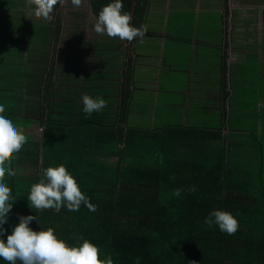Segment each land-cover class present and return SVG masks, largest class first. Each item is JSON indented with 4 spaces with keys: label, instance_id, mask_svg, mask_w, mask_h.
<instances>
[{
    "label": "trees",
    "instance_id": "trees-1",
    "mask_svg": "<svg viewBox=\"0 0 264 264\" xmlns=\"http://www.w3.org/2000/svg\"><path fill=\"white\" fill-rule=\"evenodd\" d=\"M89 3L96 18L109 0ZM148 5L149 0H136L133 25L144 22ZM32 7L28 6L31 12ZM122 11L132 13V0H123ZM43 25L54 27L55 41L61 38V22ZM41 58L38 74L29 58L21 69L22 88L18 81L11 83L14 76L8 77L11 90L21 92L15 100L21 105L16 102L7 113L24 127L40 115L43 128L40 142L27 140L10 159L15 170L16 155L29 176L6 177L16 200L13 217L4 225L8 231L19 215L33 214L37 222L30 227H51L69 244L91 240L100 247L101 258L110 254L114 264H264V133L229 123L224 134L230 122L225 114L221 127L130 126V91L122 96L117 113L93 112L86 117L80 97H72L73 88L56 86L65 78L55 57L49 65L45 56ZM107 158L116 161L112 164ZM58 164L76 177L95 212L83 204L75 212L29 208L31 185L42 178L44 168ZM192 186L194 191L189 190ZM177 188L182 190L179 197L172 195ZM213 208L231 211L238 219L234 234L203 223Z\"/></svg>",
    "mask_w": 264,
    "mask_h": 264
},
{
    "label": "rangeland",
    "instance_id": "rangeland-1",
    "mask_svg": "<svg viewBox=\"0 0 264 264\" xmlns=\"http://www.w3.org/2000/svg\"><path fill=\"white\" fill-rule=\"evenodd\" d=\"M187 1L182 0L183 3ZM189 1L191 2H188L184 7L191 5L193 7L198 2V0ZM200 1L204 3V0ZM64 3L65 6H55L50 15L47 18H43L37 15L34 10L31 12L28 9L29 0H0V96L3 95V97H0V102L5 104L6 111L13 106H17V103L18 106L21 105V102L15 101L21 98V92L19 91L17 94L11 90L9 87L10 78L8 77L14 76L11 83L18 81L22 88L23 81L20 79V71L26 67L28 58L31 61L30 66L34 70L33 73L36 75L38 74L40 62L43 60L41 57L45 56L48 61L47 65L55 57L56 63L59 65L58 68L61 70L62 67V76L65 80L61 78L60 82L56 83L57 87H67L70 90L73 88L72 97L77 95L81 98L84 94L93 97H103L106 106L100 114H104V112L110 114V111L105 109L116 100L113 96L117 93V90L107 86L115 84L114 78L119 76V74L117 75L112 71L117 70L119 67L118 63L122 61V52L112 48H107L106 50L104 49L105 47L98 48L100 50L99 53H102L100 60L104 59V65L91 64L93 38L100 36V34L93 30L95 19L92 18L89 2L88 0H81L79 7H74L70 0H63ZM32 8L34 9V6ZM251 13L253 14V12ZM57 14L64 18V27H67L64 29L67 30V36L62 35L58 41H55V35H52L51 39L54 40V43L58 42L54 44L57 46L55 47L57 50L53 51L50 43L51 39L50 41L48 39L51 35L49 36L48 34L53 32L52 21ZM180 15L182 18L179 21L175 19L170 21V29L173 30L176 25H179V28L184 31H190L192 26H194L195 30L197 29V22L193 20L196 13L184 11L180 12ZM172 17L176 16L172 14ZM206 17L205 14L200 13V19ZM253 20L255 18L247 17V21ZM44 23L52 25L53 28L48 30L46 28L48 26L43 25ZM216 28L218 29L212 22L210 24L203 23L198 27V32L205 37H209L214 34ZM115 41L117 40L114 39L110 42ZM146 42L149 44V48L144 52L146 57L144 61L139 62V65L134 68L136 72L134 78L136 87L135 94L132 95L128 105V125L143 128L163 127L166 125L221 127L222 114L220 112L214 109L213 112L217 114L199 113L204 110L206 104L216 107V103H209V100L204 98L203 93L197 96L198 91L211 92L212 88L201 87L204 84H198V79H195L190 87H183V83L186 81L183 80L186 75L184 71L191 67L193 61L198 62V56L201 55L200 52L191 55L185 49L186 47H180L177 48V55L175 54L179 57V62H175V55H171L169 52L163 55L165 58L164 62L159 56L158 46L153 47L151 45L152 41ZM96 61L98 62V58H96ZM46 69H48V66ZM57 75L61 76V73ZM195 89L197 90L196 96ZM171 90L179 93H170L169 91ZM183 90L184 93H181ZM5 95L7 97H4ZM16 95L17 97L15 98ZM26 97L27 99L29 98L28 95ZM256 97L247 96L249 99ZM185 101H187V104H185ZM246 106L252 112L256 110V104L254 103H248ZM33 107L32 109L37 111L36 107ZM262 117L264 118V114H230V126L239 127L241 125L247 127L251 132L258 130L260 133H264V122L260 121ZM15 120L27 138L33 136L32 140L34 142L42 140L43 128L39 124H33L32 127L31 122L24 127L21 120ZM15 156H13V162L17 163V165H15L14 178L25 180L29 176V171L19 165ZM105 161L114 164L116 159L107 158ZM8 217V220L13 217L11 212Z\"/></svg>",
    "mask_w": 264,
    "mask_h": 264
},
{
    "label": "crops",
    "instance_id": "crops-1",
    "mask_svg": "<svg viewBox=\"0 0 264 264\" xmlns=\"http://www.w3.org/2000/svg\"><path fill=\"white\" fill-rule=\"evenodd\" d=\"M188 2L191 1L183 3L182 0H149L148 11L142 23L146 30L145 35L134 39L130 42V46L128 41H120L116 37L100 35L93 38V51L90 57L93 65H104V59L100 60L102 53H99L98 48L105 47V50L112 48L122 52L119 67L112 71L119 76L114 78L115 84L107 86L117 90L113 96L116 100L110 103V108L107 107L110 114L117 113L115 110L118 109L123 95L130 91L131 100L132 95L135 94L134 68L146 57L144 52L149 48L146 41H152L153 47L158 46L159 56L164 62L163 55L166 52L177 55V48L180 47H186L185 49L191 55L200 52L198 62L193 61L191 67L184 71L186 75L183 80L186 81L183 87H190L192 82L198 79V84H204L201 87L212 88V91H198L197 96L203 93L204 98L208 99L209 103H216L218 108L206 104L204 110L199 112L200 114H217L213 112L215 109L220 114H225L227 121L230 114H264V0H204V3L198 0L193 7L192 5L184 7ZM29 6L33 5L29 3ZM184 11L196 13L193 20L197 22V29L195 30L192 26L190 31H184L179 28V25H176L173 30L170 29V21L174 19L179 21L182 18L180 12ZM200 13L207 17L200 19ZM172 14L176 17H172ZM247 17L255 18V20L247 21ZM92 18L96 20L93 15ZM52 22L54 26L55 20ZM211 22L218 27L213 35L205 37L198 32L199 26ZM61 26L60 35L67 36L64 18H62ZM54 32L53 30L51 34H48L51 35L48 38L49 41ZM114 39L117 41L110 42ZM50 43L52 47L55 44L52 39ZM176 55L175 62H179V57ZM123 72L126 73L125 77L122 75ZM169 92L179 93L175 90ZM181 93H184V90ZM196 93L195 89V96ZM251 95L257 97L247 98ZM248 103L256 104L254 112L247 109ZM30 120L33 121L31 124L33 127V124H39L40 115L35 119L31 117ZM229 123H225L228 127L224 129V134L228 132ZM242 132L245 131L242 130ZM32 138L33 136H30L27 140L34 142ZM245 139L242 138L241 141L248 146Z\"/></svg>",
    "mask_w": 264,
    "mask_h": 264
},
{
    "label": "clouds",
    "instance_id": "clouds-1",
    "mask_svg": "<svg viewBox=\"0 0 264 264\" xmlns=\"http://www.w3.org/2000/svg\"><path fill=\"white\" fill-rule=\"evenodd\" d=\"M29 3L34 6L37 15L47 18L60 0H29ZM70 3L79 7L81 0H70ZM122 9L123 0H109L98 11L93 30L121 41L132 42L142 38L146 31L144 26L133 25L131 14ZM80 101L81 111L86 117L93 112H100L106 106L104 98L100 96L84 94ZM26 142L27 137L16 120L7 113L5 104L0 102V260L8 264H114L110 254L101 258L100 247L91 240L83 239L79 243L69 244L59 238L51 227H30L32 221L37 222L33 214L19 215L18 222L11 226L10 231L4 227L16 201L6 179L15 176L10 159ZM189 190L194 191L195 186ZM181 191L177 188L172 195L179 197ZM26 200L30 209L52 208L59 211L64 207L67 211L75 212L83 204L90 212L96 211V206L90 202L76 177L64 164L44 168L42 178L31 185ZM203 223L208 227L215 225L228 235L234 234L239 228V221L232 212L219 208L211 209L203 218Z\"/></svg>",
    "mask_w": 264,
    "mask_h": 264
},
{
    "label": "water",
    "instance_id": "water-1",
    "mask_svg": "<svg viewBox=\"0 0 264 264\" xmlns=\"http://www.w3.org/2000/svg\"><path fill=\"white\" fill-rule=\"evenodd\" d=\"M88 2H89V0H88ZM135 5H136V0H132V13H131V17H132V21H131V23L133 24V22H134V17H135ZM89 8H90V11H92L91 10V5H90V3H89ZM129 44V46H130V42L128 43Z\"/></svg>",
    "mask_w": 264,
    "mask_h": 264
},
{
    "label": "flooded vegetation",
    "instance_id": "flooded-vegetation-1",
    "mask_svg": "<svg viewBox=\"0 0 264 264\" xmlns=\"http://www.w3.org/2000/svg\"><path fill=\"white\" fill-rule=\"evenodd\" d=\"M60 5H64L65 6V3L63 4V0H60V3H58L56 6H60ZM54 20H55V23L56 22H61L62 21V16H60L59 14H57L55 17H54Z\"/></svg>",
    "mask_w": 264,
    "mask_h": 264
}]
</instances>
